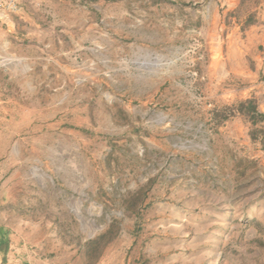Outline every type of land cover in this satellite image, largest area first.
Masks as SVG:
<instances>
[{
	"label": "rangeland",
	"instance_id": "1",
	"mask_svg": "<svg viewBox=\"0 0 264 264\" xmlns=\"http://www.w3.org/2000/svg\"><path fill=\"white\" fill-rule=\"evenodd\" d=\"M0 4V264H264V0Z\"/></svg>",
	"mask_w": 264,
	"mask_h": 264
},
{
	"label": "built area",
	"instance_id": "2",
	"mask_svg": "<svg viewBox=\"0 0 264 264\" xmlns=\"http://www.w3.org/2000/svg\"><path fill=\"white\" fill-rule=\"evenodd\" d=\"M11 6L10 2H7L5 7L9 8ZM2 5L0 4V22L2 23V20H4L6 18L5 13L3 12V8H1Z\"/></svg>",
	"mask_w": 264,
	"mask_h": 264
},
{
	"label": "trees",
	"instance_id": "3",
	"mask_svg": "<svg viewBox=\"0 0 264 264\" xmlns=\"http://www.w3.org/2000/svg\"><path fill=\"white\" fill-rule=\"evenodd\" d=\"M252 113H254L255 115H258L260 118H264V114H261L257 111V106L255 103H252V106L250 107Z\"/></svg>",
	"mask_w": 264,
	"mask_h": 264
}]
</instances>
